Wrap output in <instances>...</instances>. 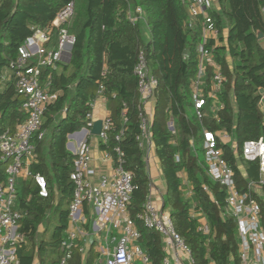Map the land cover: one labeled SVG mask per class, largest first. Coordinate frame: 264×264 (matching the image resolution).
<instances>
[{
  "label": "trees",
  "instance_id": "trees-1",
  "mask_svg": "<svg viewBox=\"0 0 264 264\" xmlns=\"http://www.w3.org/2000/svg\"><path fill=\"white\" fill-rule=\"evenodd\" d=\"M71 2L73 15L65 26L75 42L69 62L43 70L42 79L50 76V90L58 96L45 111L46 134L34 142L37 160L31 166L46 178L49 195L41 197L29 181H20L18 186L19 208L26 213L21 219L26 242L18 249L19 264H33L36 256L37 264H56L61 256L60 240L68 227L74 191L70 173L75 155L66 147L67 136L87 125L86 114L101 84L112 127L100 148L113 158L114 148L122 150V165L132 173L134 186L128 213L151 264H162L165 252L160 234L137 217L151 185L137 140L141 109L134 65L140 50L158 81L150 133L165 183L162 207L169 210L193 264H240L236 222L224 209L226 189L210 178L199 144L203 127L224 131L232 138L235 147L219 138L218 146L233 170L237 189L257 200L264 228V183L260 184L261 195L248 187L249 181L259 184V161L247 160L242 154L244 141L264 136L258 106L259 89L264 88V0H218L219 8L212 12L218 34L205 45L225 80L217 93L221 108L214 114L207 107L202 119L190 111L191 81L198 73L197 46L203 30L200 19L189 25L181 0H0V73L17 57L18 46L31 33V26L46 27ZM136 7L142 9L144 20L132 22L128 17ZM257 32L263 34L262 39ZM211 70L206 64L207 85ZM21 101L13 82H6L0 89V134L14 130L25 118ZM170 117L174 119L173 133L167 127ZM180 171L187 174L209 234L199 231L198 220L191 217L193 199L183 195ZM4 178L5 164L0 163V181ZM93 261L94 256H89L85 264ZM70 264H82L80 255L75 254Z\"/></svg>",
  "mask_w": 264,
  "mask_h": 264
},
{
  "label": "built area",
  "instance_id": "built-area-1",
  "mask_svg": "<svg viewBox=\"0 0 264 264\" xmlns=\"http://www.w3.org/2000/svg\"><path fill=\"white\" fill-rule=\"evenodd\" d=\"M181 2L187 9L189 25L193 26L196 20L200 19L203 30V39L197 46L198 73L191 81L193 112L198 119H202L207 113V107L214 114L221 108L217 93L225 80L220 66L213 59L211 50L205 45L208 39H216L218 34L212 17V12L217 8L213 0H181ZM261 9L264 12V5ZM72 15L71 2L63 7L46 27L31 26V33L18 46L17 57L0 73V89L6 82L12 81L16 94L22 100L20 109L25 114L23 121L17 124L14 130L6 129L0 134V163L5 164V178L0 181V264H19L18 249L26 242L25 232L21 230V219L26 213L19 208V182L29 181L41 197L49 195L46 178L31 169L32 164L37 160L34 142L42 139L46 134V130L43 129L45 111L58 96L57 92L50 90V76L42 79V75L45 68H55L59 62H64L67 52L71 51L75 36L65 25L69 23ZM128 18L132 22L144 20L142 9L136 7ZM206 64L212 68L208 85L205 82ZM134 74L137 77L141 109L140 133L137 140L139 147L144 151L145 159L146 149L152 144L150 125L153 116V112L148 111L146 105L155 103L158 81L148 69L143 50L137 54ZM103 89L101 84L98 95H103ZM86 121L87 125L81 128L83 131L80 129L75 131V134L67 136L68 150H72L75 155L73 170L70 173L74 191L68 208V227L60 240L61 256L56 264H70L75 251L81 254L86 252L84 244L80 242L83 234L82 226L87 223L84 205H88L95 215L92 221V229L95 233L111 223L113 215L122 216L121 232L117 237H112L113 245L104 250L103 264H132L134 259L144 264H151L149 254L139 244L140 233L135 221L128 213L134 186L132 173L122 165V150L119 147L114 148L115 158L112 157L111 174H100L94 181L96 171L91 165L88 141L83 138L72 144L74 135H90L86 132L89 133L94 122L91 110L86 114ZM111 127L112 122L107 116L102 122L100 133L96 135L100 142L106 143L107 131ZM167 127L172 133L175 131L172 117L169 118ZM228 136L224 131L214 132L203 127L202 156L207 164L210 178L226 189L224 209L225 213L233 217L236 222L240 264H264V228L260 222V206L248 192H240L237 189L233 170L223 158L222 150L218 146V138L223 140V137ZM116 138L118 139V136ZM242 154L247 160L259 161L261 174L259 184L249 181L248 187L254 188L264 183V137L244 141ZM183 185L185 197L193 199L189 183ZM137 217L147 228L160 234L163 250L171 248L174 251L172 257L164 255L162 264H193L190 249L174 229L168 209H163L148 194ZM191 217L198 220L199 231L204 234L210 233L206 218L197 209L194 199ZM33 264H37V256Z\"/></svg>",
  "mask_w": 264,
  "mask_h": 264
},
{
  "label": "crops",
  "instance_id": "crops-1",
  "mask_svg": "<svg viewBox=\"0 0 264 264\" xmlns=\"http://www.w3.org/2000/svg\"><path fill=\"white\" fill-rule=\"evenodd\" d=\"M214 6L218 9L219 2L218 0H213ZM230 60V59H229ZM259 93L261 95L260 100L258 102L259 109L263 115V123H264V88L259 89ZM155 103H149L146 105L148 111L153 112ZM92 116L94 121L96 120H104L108 115L109 111L107 108V101L103 95H98L94 101L92 102L91 106ZM264 137V136H263ZM83 138H86L90 145V154H91V165L95 169L96 174L93 178L94 181L97 180L98 175L105 174L109 175L112 172L113 168V158L110 154H108L105 150L100 148V141L97 136L95 135H79L76 134L72 137V144L76 141H79ZM223 141L225 142H232V145L235 147V142H233L230 136L223 137ZM69 138L67 139L68 145ZM67 149H69L67 147ZM145 162H146V169L148 175L151 180L149 195L154 199L155 203L162 206V193L164 192L165 183L162 176V172L159 165V160L155 154L154 145H148V148L145 152ZM237 166L242 171V174L245 176V172L243 169V165L239 160H237ZM180 177L182 179V183L185 184L188 182L187 174L184 171H180ZM261 174H259V179ZM255 192L262 194L260 189V185H256L254 188ZM184 195V192H183ZM185 196V195H184ZM84 214L87 219V223L82 226L83 234L81 237L80 242L84 244L86 252L81 254L78 251H75V254H79L81 257L82 264H85L87 258L89 256H94L93 264H103L104 262V250L107 247H111L113 245L112 237H117L121 232V225H122V216L120 215H113L112 222L109 223L106 227H104L98 233H95L92 229V221L95 218V215L89 209L88 205H84ZM44 225L42 224L40 230L44 229ZM165 254L172 257L175 253L171 248L164 249ZM132 264H144L138 259H134Z\"/></svg>",
  "mask_w": 264,
  "mask_h": 264
},
{
  "label": "water",
  "instance_id": "water-1",
  "mask_svg": "<svg viewBox=\"0 0 264 264\" xmlns=\"http://www.w3.org/2000/svg\"><path fill=\"white\" fill-rule=\"evenodd\" d=\"M257 38L258 39H262L263 38V34L261 32H257ZM70 57H71V51L67 52L66 57L64 58V62H66V63L69 62L70 61ZM102 122L103 121L100 120V119L94 121L93 124H92V127L90 128L89 133L86 132V134L95 135V136L98 135L100 133V131H101ZM80 131H83V130L81 129ZM75 133L76 132H73V133L69 134V136H71V135H73ZM67 147H68V145H67Z\"/></svg>",
  "mask_w": 264,
  "mask_h": 264
},
{
  "label": "rangeland",
  "instance_id": "rangeland-1",
  "mask_svg": "<svg viewBox=\"0 0 264 264\" xmlns=\"http://www.w3.org/2000/svg\"><path fill=\"white\" fill-rule=\"evenodd\" d=\"M193 111H194V109L192 108L191 111H190V114H192ZM200 145H201V143L199 144V146H200ZM70 151H72V150H70ZM200 154H201V153H200Z\"/></svg>",
  "mask_w": 264,
  "mask_h": 264
}]
</instances>
